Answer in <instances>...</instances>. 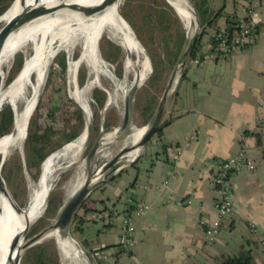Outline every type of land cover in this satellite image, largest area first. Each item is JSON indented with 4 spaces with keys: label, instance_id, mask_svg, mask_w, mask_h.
Here are the masks:
<instances>
[{
    "label": "crops",
    "instance_id": "0c3cea01",
    "mask_svg": "<svg viewBox=\"0 0 264 264\" xmlns=\"http://www.w3.org/2000/svg\"><path fill=\"white\" fill-rule=\"evenodd\" d=\"M231 1L228 17L238 22L244 2ZM223 6L226 9V3ZM261 16L257 39L246 48L211 54L202 64L190 58L172 104L166 105L168 125L150 151L105 186L102 208H93L105 222L98 232L104 240L92 247L84 238L88 249L107 256L98 259L100 264H220L244 251H251L255 264H264V0ZM226 21L206 40L201 38L199 56L210 54L211 36ZM241 154L255 163V170L232 175L234 211L209 244L205 230L218 217L215 203L221 196L214 185L216 167ZM122 173L127 177L115 182ZM126 194L133 201L131 212L136 205L149 206L136 216L128 253L119 243ZM88 223L86 219L81 231ZM111 228L113 243L106 241L104 232Z\"/></svg>",
    "mask_w": 264,
    "mask_h": 264
},
{
    "label": "bare ground",
    "instance_id": "6f19581e",
    "mask_svg": "<svg viewBox=\"0 0 264 264\" xmlns=\"http://www.w3.org/2000/svg\"><path fill=\"white\" fill-rule=\"evenodd\" d=\"M104 2L105 0H14L7 11L0 16V26L4 27L12 20L23 18L32 7H35L40 13L59 8H66V10H69L67 8H77L74 11H65V13L59 10L57 14L34 21L10 34L0 45L1 73L6 71L19 52L26 53L21 70L14 80L0 92V110L6 103L11 104L15 110L13 132L0 138L1 172L2 164L6 162L11 152L24 147L29 121L46 86L51 63L60 50H67L70 56H73L74 52L81 47L83 52L80 58L77 61L72 58L70 60V71H73L79 63L89 61L91 71L103 77L107 74L104 70L110 68L111 65L103 60L101 55L102 39L107 36L122 47L125 78L128 80L129 77H132V80L127 87L125 86L120 97L112 93L109 94L108 106L116 100H121L125 104L124 118L117 133L110 132L111 134L104 138L100 144L102 146L109 144L114 135H122L130 128L133 89L135 86H142L149 80L153 72L152 63L134 29L120 12L122 0L117 1L114 5L104 6L100 11L91 15L85 14L82 10L100 7ZM168 2L175 8L184 27L190 33L191 39L198 27L191 1L168 0ZM185 65L186 63H180L179 67ZM176 75L177 72L172 86ZM95 84L96 81H89L82 88L75 85L72 97L84 109L86 126L79 137L53 152L44 161L39 182L31 188L27 207L22 211L15 207L7 185L5 191H0V264H14L25 244L27 232L45 214L54 182L64 172L73 168L78 171L69 189L71 198L61 212H64L71 202L87 188L104 181L102 174L104 167L100 169L102 173L89 179L84 170L86 160H83V154L90 141L92 116L89 95ZM127 121L128 127L126 131H123V126ZM155 123L156 117L147 126L131 127L130 133L125 137V145H132V147L126 150L122 149L118 153L121 157L114 163V169L121 159H126L129 162L137 161L138 155L141 153L140 146ZM127 152L130 153L127 154ZM68 229L69 226L65 225L51 229L37 241L39 243L54 238L65 264L83 259V254L70 238Z\"/></svg>",
    "mask_w": 264,
    "mask_h": 264
},
{
    "label": "rangeland",
    "instance_id": "374dc122",
    "mask_svg": "<svg viewBox=\"0 0 264 264\" xmlns=\"http://www.w3.org/2000/svg\"><path fill=\"white\" fill-rule=\"evenodd\" d=\"M190 1L195 11L197 20V15L199 16L197 3H199L201 0ZM209 1L210 8H213L215 13L218 12L225 3L227 6L226 9L222 12V14L217 18V20L209 26L208 31L203 36H201L203 32V25L201 26V28L197 27V30L194 35L198 37H204L205 40L208 38L209 34L217 27V25L223 19L228 17V10L232 5L231 0ZM120 12L126 22L129 23L134 29L137 38L148 52L152 65V59L154 58L159 69V73L155 77L153 82L151 81L154 78V72L151 74L149 80L142 86H139L137 91L135 92V95L132 99L131 126L127 130V132L122 135H114L112 139H110V143L107 145L102 146L100 144V142L104 138H107L109 134H111L110 132L117 133L125 113V104H123L121 100H116L114 103L108 106L109 94L112 93L117 97H120L122 95V92L128 86L129 82L132 80V77H129L128 80L125 78V69L123 63L124 52L122 47L111 39H109L107 36H105L101 41V55L103 57V60H105L111 65L110 68L104 70L109 76L105 74V76L102 77L92 72L89 61L79 63L75 66L73 71H70L69 68L71 58L77 61L82 55L83 50L81 47L78 48L74 52L73 56H70V53L67 50H60L58 54H56L53 62L51 63L44 93L41 97L38 108L33 115V117L36 116V118H38L39 125L44 128L52 126L54 129L53 132H55V135H52L50 137L49 143L45 145V152H47L52 145H58V143L62 142V140L65 139L66 134L68 133L78 132L79 136L86 126L85 113L83 112V125H80L76 121V119H74L72 115H69L65 110H58L55 112L52 107V104L53 102L56 103L57 101H63L64 94L66 93V97L74 105L78 106L79 108H82L72 97V93H74L75 91V85L82 88L84 85L87 84V82L96 81V84L89 95L92 116L90 123V135L92 137L83 154V160H86L84 170L87 178L89 179H92L98 173H102L100 172V169L104 167L106 163L112 162L115 159L118 160L121 157V155H119L118 153H120L122 149L126 150L132 147V145H125V137L127 136V134L130 133L132 126L144 127L151 122V120L155 117L157 107L160 103L161 98L164 95L166 88L168 87V84L174 80V76L177 72L175 82L168 95L167 103L168 101L170 102L168 108L170 107L174 100L178 83L182 79V76L188 65V61L190 60L189 59L187 61L184 67H179V63L177 61L173 68L170 67L167 61V53L169 51L168 46H170V48L174 50L175 42L178 40L179 36L183 34L185 35L186 39L185 45L188 39L190 38V33L184 27L175 8L171 4H169L168 0H122ZM196 22L198 25V21ZM201 22L205 23L204 20H201ZM2 27L3 26L1 25L0 29ZM63 55L66 56L65 70H63L60 65ZM25 58L26 53L19 52L13 59L11 65L6 68V71L3 73L0 72V92L3 88L8 86L12 82L9 81L10 78L14 80V78L17 76V74L21 70L20 69L19 71H17L18 63L22 60L24 64ZM62 89H64L65 92L62 91ZM96 91H100L105 95V106L100 107L95 101L94 93ZM58 94H60L61 97L63 96V99H60ZM154 97L157 99V105L154 110L153 116L148 122L145 107L147 105V102ZM8 105L13 108L11 104L6 103L1 108L0 112L4 107ZM82 111H84V109ZM166 111L167 110H165V112ZM51 114H53V116H50ZM164 119L165 118L163 117L161 124L164 122ZM13 130L14 125L10 129L11 133L13 132ZM4 136L6 135H1L0 129V138ZM156 137L157 136L153 137V139L151 138L152 140L148 142L146 146L141 148V153L138 155L139 159L142 158V156H144L148 152V150H151L154 141L156 140ZM26 143L27 139L25 141L23 149H14L11 152L10 156L4 163L1 172L10 193L12 194L16 202L24 208H26L28 205L31 188L35 187L38 184L42 172V165L37 178L34 174L35 171L31 172L28 170L25 152ZM62 147L58 148L57 150L61 149ZM128 153L130 152H127V154ZM133 163L135 162H129L126 161V159H121L115 169L114 165L109 168V170H112L109 173L110 175H107V173H102L104 175V181H102L103 183L100 182L96 186L91 187V194L87 196V198L84 200V202L86 201L87 203L85 204L83 210H80V208L77 210L68 229L69 236L74 242L75 246L80 249L81 253L83 254V259L80 261L76 260V262L73 261L70 264H100L95 255V252H93L92 255L89 253L90 249H87L88 244L84 242V238L89 239V242L91 243V245H93L92 247H94L93 243H95L96 245H100L98 240L100 239L101 241L102 237L98 236V232L100 230H104L103 228H105V222L101 220V213H98L97 211L85 212L84 210L86 208H96L100 210L103 204L101 203V198L103 197L102 194L104 188L107 184L112 181L113 178V175L111 173L123 171L122 169H126ZM77 172L78 171L76 168L68 170L64 172L54 182L49 197L54 194L57 200H61L60 208L57 214L52 218L47 217L45 211L43 217H41L27 232L26 239H29L35 236L36 234L45 231L56 221L60 211L64 208L66 203L71 198L69 194V189L71 183L75 179ZM127 175V173L117 175V177L115 178V182L121 183L124 178L127 177ZM80 218H83L82 222H80ZM86 219L89 220V223L88 225H85L87 226V228L84 232L81 231L79 228L84 225L83 222H85ZM104 232L105 239L107 242H115L116 237L114 228L105 230ZM93 239L95 242H93ZM102 240H104V238ZM84 245L87 248H85ZM39 247L46 250L47 255L50 258L49 264H65L62 261L59 246L54 238H49L44 241H41L35 244L30 249L25 250L20 264H27L28 253L33 248ZM66 264H68V262H66Z\"/></svg>",
    "mask_w": 264,
    "mask_h": 264
},
{
    "label": "trees",
    "instance_id": "16d2710c",
    "mask_svg": "<svg viewBox=\"0 0 264 264\" xmlns=\"http://www.w3.org/2000/svg\"><path fill=\"white\" fill-rule=\"evenodd\" d=\"M13 2H14V0H0V16L3 15L7 11V9L12 5ZM209 8H210L209 0H201L199 3H197V9L199 11L200 21L201 20L205 21V23L201 22V24L203 25V32H202L201 36H203L206 33L207 28L213 22H215L217 20V18L222 14V12L225 9V6H222L221 9L217 13H212ZM237 24H238V22H235L230 17H227L226 27H228L230 30H233ZM201 36L198 37V39L196 40L194 49L191 53V57H190L191 59L199 57V46H200V40L202 38ZM185 40H186L185 35L183 34V35L179 36L178 40L175 42V49L174 50L171 49L170 46H168L169 51L167 53V61H168L171 68H173L175 66L178 59L180 58V56L183 52V49H184ZM152 62H153L152 66L154 68V78L152 79L151 82L154 81L155 77L159 73V69H158V66H157L154 58L152 59ZM22 65H23V62L21 60L18 63L17 71H19L22 68ZM60 65H61L62 69L65 70V68H66V56L65 55L62 56V60L60 62ZM183 76H184V74H183ZM9 81L11 82L13 80L10 78ZM62 91L65 92L64 89H62ZM58 96L60 97V99H63L62 98L63 96L61 97L60 94H58ZM94 99L100 107L105 106L106 98H105V95L103 93H101L100 91H96L94 93ZM38 105H39V103H38ZM156 105H157V99L155 97L147 102V105L145 107V111L147 114L146 117H147L148 122L151 119V117L153 116ZM52 107L55 110V112L58 110H65L69 115H72V117L74 119H76V121L80 125H83L84 114H83V111L81 110L82 108H79L78 106L74 105L66 97V93L64 94V100L63 101H57L56 103L53 102ZM50 116H53V114H51ZM14 121H15V113H14L13 108L9 105L4 107L2 109V111L0 112L1 135H7V134L11 133L10 129L13 127ZM168 123L169 122H167V121L162 123L159 126V128L157 129L156 133L153 135V137L159 136L161 134L163 128L166 125H168ZM53 130L54 129L52 126H48L47 128H44L41 125H39V120H38V118H36V116L33 117L29 123L27 143H26V148H25L26 164H27V168L29 171H31V172L35 171L34 174L36 175L35 176L36 178L38 177V175L40 173V168H41L42 163L48 157V155H50L51 153L56 151L58 148L65 146V144H67V143L75 140L77 137H79L78 132L68 133V134H66V137L64 140H62V142L58 143V145H54V146L52 145L49 148V150L47 152H45V145H47L49 143L50 137L52 135H55V132H53ZM153 137H152V139H153ZM152 139H150V141ZM0 162H1V159H0ZM60 203H61V200H57L56 196L54 194H52L50 196V198L48 200V207L46 210L47 217L52 218L57 214V212L60 208ZM86 203L87 202L85 201L82 204V206L80 207V210H83ZM84 211L85 212H91V211H97V210H94L92 208H86ZM82 221H83V218H80V222H82ZM85 222H83V224ZM79 229L81 230L82 228H79ZM85 248H87V247L85 246ZM105 249L106 248H104L102 250H105ZM89 253L92 255L93 251L89 250ZM27 257H28L27 264H49V262H50L49 261L50 258L47 255L46 250L41 248V247L33 248L28 253ZM220 264H255V260H254V257L252 255L251 251H244L238 255L231 256L228 258H224Z\"/></svg>",
    "mask_w": 264,
    "mask_h": 264
},
{
    "label": "built area",
    "instance_id": "2783aa9c",
    "mask_svg": "<svg viewBox=\"0 0 264 264\" xmlns=\"http://www.w3.org/2000/svg\"><path fill=\"white\" fill-rule=\"evenodd\" d=\"M243 2V18L238 21V24L233 30L224 26L213 34L210 40V54L197 57L194 61L196 64L206 62L210 59L211 54L228 55L235 51L242 50L256 41L259 26L262 23L261 6L263 0H243ZM193 138L194 137H191V139ZM242 170H255V163L249 160L244 154L231 156L223 162H220L216 167L214 185L219 189L221 196L215 203L218 217L212 220L205 230V238L209 244L214 242L221 231L224 219L228 218L234 211L233 184L231 182V177L235 172ZM124 200L126 210L122 213L119 243L125 248L126 253H128L133 243L136 216L144 214L149 206L146 204L140 206L136 205L135 209L131 212L133 205L132 199L126 194ZM192 201L193 200L189 198L187 203L191 204ZM262 234V249L264 251V233ZM95 255L97 259L100 257L104 260L107 259V256L100 252H95Z\"/></svg>",
    "mask_w": 264,
    "mask_h": 264
},
{
    "label": "water",
    "instance_id": "95a60500",
    "mask_svg": "<svg viewBox=\"0 0 264 264\" xmlns=\"http://www.w3.org/2000/svg\"><path fill=\"white\" fill-rule=\"evenodd\" d=\"M117 1H119V0H105L104 4L102 6H100V7H96V8H86V9H82V10L84 11L85 14L91 15V14H94V13L100 11L104 6L114 5ZM67 9L74 11L77 8L74 7V8H67ZM59 10H62L63 13H65V11H68L69 12V10H66V8H59L57 10H51V11L46 12V13H40L35 7H32L30 9V11L23 18L16 19V20H12V21H10L8 24H6L4 27H2L0 29V45L2 44L3 40L5 38H7L10 34H12L13 32L19 30L20 28H22V27H24V26H26V25H28L30 23H33L34 21H37V20L42 19V18L47 17V16H51L53 14H57V12ZM197 21H198V28H201V25L202 24H201V21H200V17L198 15H197ZM197 39H198V36H196V35H194L191 39L190 38L188 39V41H187V43H186V45H185V47L183 49V52H182V54H181V56H180V58L178 60V63L179 64L180 63H183V64L184 63H187V61L190 59L191 53H192V51L194 49V46H195V43H196V40ZM149 58H150V56H149ZM172 83H173V81L168 84V87L166 88V90L164 92V95L161 98L160 103H159V105L157 107L156 114H155L156 123L152 127V129L149 131V133L146 135V137L144 138V140H143L140 148H142V147H144V146L147 145V143L150 141V139L153 137V135L156 133L157 129L161 125L162 119H163L164 114H165V110H166V107L165 106L167 104L168 95L170 93V89H171ZM137 89H138V86H135L134 89H133V95H135V92L137 91ZM43 93H44V91H43ZM43 93H42V95H43ZM42 95L40 96V100H41ZM37 108H38V106H37ZM37 108H36V110H37ZM33 115H32V117H33ZM29 123H30V121H29ZM127 127H128V121L125 122V124L123 126V131H126ZM91 132H92V128H91ZM27 136H28V134H27ZM91 137L92 136L90 135V140H91ZM116 161L117 160L115 159L112 162L106 163L105 166H104V168H103V170H102V172L103 173H109V172H111L112 170H109V168L111 166H113ZM136 162L133 163V164H131L130 166H134V164H136ZM3 165L4 164H2V167H3ZM118 172L111 173V174L114 176ZM5 187H6V182H5V180H4V178H3L2 174H1V170H0V191H2V190L5 191ZM91 192H92V188L91 187L90 188H87L84 192H82L81 194H79L71 202V204L67 207V209L64 212H61L60 211V213H59L56 221L49 228H47L43 232H40V233L36 234L35 236H33V237L29 238V239H25V244H24V246H23L20 254L17 256L16 260L14 261V264H20L24 251L30 249L31 247H33L37 243V241H39L41 238H43V236L49 230L54 229V228L61 227L63 225H65L67 227L70 226V224L72 222V219L75 216L77 210L82 206L84 200L87 198V196H89L91 194ZM12 200L15 203V207L19 211L24 210V207L20 206L16 202V200L14 199L13 196H12Z\"/></svg>",
    "mask_w": 264,
    "mask_h": 264
}]
</instances>
